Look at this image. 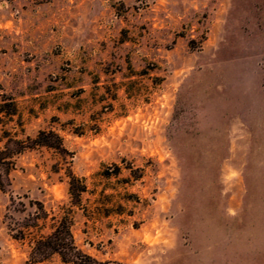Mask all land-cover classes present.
I'll return each mask as SVG.
<instances>
[{"label": "rangeland", "instance_id": "obj_1", "mask_svg": "<svg viewBox=\"0 0 264 264\" xmlns=\"http://www.w3.org/2000/svg\"><path fill=\"white\" fill-rule=\"evenodd\" d=\"M42 131L0 264L62 218L99 264H264V0H0V150Z\"/></svg>", "mask_w": 264, "mask_h": 264}, {"label": "trees", "instance_id": "obj_2", "mask_svg": "<svg viewBox=\"0 0 264 264\" xmlns=\"http://www.w3.org/2000/svg\"><path fill=\"white\" fill-rule=\"evenodd\" d=\"M17 146L15 151H9L8 148L0 150V179L5 177L8 179L10 171L14 168L13 157L21 154L27 149L34 147H48L56 150L63 149L62 138L54 131H42L34 139L14 141ZM78 179L71 174L70 194L79 200L81 192L85 191V187L79 190L77 186ZM0 186L3 187V181L0 180ZM72 221L62 218L54 228V231L47 237L36 242L30 256V260L26 264H37L50 258L54 254H58L63 263L72 264H99L94 258L83 253L75 244L72 233Z\"/></svg>", "mask_w": 264, "mask_h": 264}]
</instances>
